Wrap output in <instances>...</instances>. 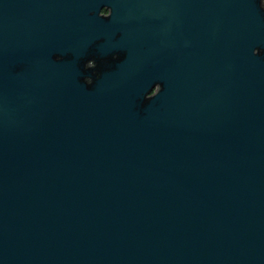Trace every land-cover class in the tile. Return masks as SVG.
<instances>
[{
  "label": "water",
  "instance_id": "obj_1",
  "mask_svg": "<svg viewBox=\"0 0 264 264\" xmlns=\"http://www.w3.org/2000/svg\"><path fill=\"white\" fill-rule=\"evenodd\" d=\"M0 264H264V0H0Z\"/></svg>",
  "mask_w": 264,
  "mask_h": 264
},
{
  "label": "flooded vegetation",
  "instance_id": "obj_2",
  "mask_svg": "<svg viewBox=\"0 0 264 264\" xmlns=\"http://www.w3.org/2000/svg\"><path fill=\"white\" fill-rule=\"evenodd\" d=\"M145 13L144 8L121 7L115 4H103L99 7L97 18L92 22L96 27L95 40L93 36H88L84 47L86 83L92 84L96 75L112 74L114 71H118L123 81L131 82L130 78L127 80V76L132 65L124 61L128 56L131 58V28L135 23L144 21ZM92 31L95 32L93 28ZM119 41H123L124 45L116 46L115 43ZM100 44L103 46H94ZM149 86L148 97H152L164 88V83L158 78H152Z\"/></svg>",
  "mask_w": 264,
  "mask_h": 264
}]
</instances>
